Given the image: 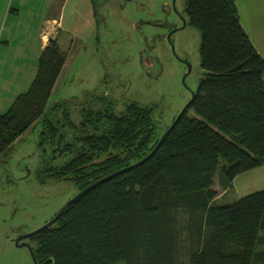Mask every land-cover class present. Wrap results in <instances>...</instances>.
Here are the masks:
<instances>
[{"label":"trees","instance_id":"trees-1","mask_svg":"<svg viewBox=\"0 0 264 264\" xmlns=\"http://www.w3.org/2000/svg\"><path fill=\"white\" fill-rule=\"evenodd\" d=\"M185 9L201 31L203 75L148 157L170 126L157 135L150 106H81L74 122L64 100L56 123L44 115L67 57L54 38L28 89L0 113V155L36 121L39 143L68 154L61 165L44 160L40 180H70L80 191L116 172L34 235L39 264H264V189L218 203L213 188L217 174L228 187L264 163V57L235 0H185Z\"/></svg>","mask_w":264,"mask_h":264},{"label":"rangeland","instance_id":"rangeland-1","mask_svg":"<svg viewBox=\"0 0 264 264\" xmlns=\"http://www.w3.org/2000/svg\"><path fill=\"white\" fill-rule=\"evenodd\" d=\"M162 1L96 0V37L75 49L44 115L51 112L48 119L56 123L62 115L54 117L52 111L60 110L61 102L67 100L71 120L78 122L81 106L111 103L112 110L120 113L136 101L152 107L156 134L161 135L203 75L201 31L187 13L185 0L178 1L185 10L184 27L169 9H163ZM187 63L190 71L183 82ZM103 95L102 103L97 96ZM55 102L61 104L54 107ZM40 130L41 123L36 121L0 155V264H34L28 246H17L11 238L17 230L41 227L79 192L70 180H40L44 160L55 166L68 159L67 153L53 152L51 141L39 143ZM221 187L217 174L213 188ZM231 194L218 203H228Z\"/></svg>","mask_w":264,"mask_h":264},{"label":"crops","instance_id":"crops-1","mask_svg":"<svg viewBox=\"0 0 264 264\" xmlns=\"http://www.w3.org/2000/svg\"><path fill=\"white\" fill-rule=\"evenodd\" d=\"M235 5L242 26L264 57V0H235ZM98 25L96 0H0V113L28 89L51 33L67 53L52 93L63 79L75 49L84 40L96 37ZM261 189L264 163L238 173L230 186L215 189V201L232 193V200L228 199L231 202Z\"/></svg>","mask_w":264,"mask_h":264},{"label":"water","instance_id":"water-1","mask_svg":"<svg viewBox=\"0 0 264 264\" xmlns=\"http://www.w3.org/2000/svg\"><path fill=\"white\" fill-rule=\"evenodd\" d=\"M170 37V34L168 35V38ZM187 71L184 74V77L187 75V73L190 71V64L187 63ZM194 95V91L192 92V96L190 98V100L185 104V106L182 108V110L179 112V114L177 115V117L174 119V121L172 122V124L169 126V128L161 135L160 139L158 140L157 144L155 145V147L153 148V150L146 156L148 157L149 155H151L152 153H154L157 148L160 146V144L162 143V141L164 140V138L166 137V135L168 134V132L172 129V127L174 126V124L177 122V120L180 118V116L185 112V110L188 108L190 102L192 101ZM116 173V172H115ZM115 173L109 174L105 177L100 178L99 180L91 183L90 185L86 186L85 188H83L82 190H80L75 196H73L71 199H69L63 206L62 208L49 220L47 221L45 224H43L41 227L37 228L36 230L27 233L25 235L22 236H18L15 239V242L18 243V241L20 240V238L22 237H27V236H31L33 234H36L37 232L43 230L44 228L48 227L49 225L53 224L63 213L64 209L71 204L73 201H75L77 198H79L83 193H85L86 191H88L89 189L93 188L94 186H96L97 184L105 181L106 179L112 177L113 175H115Z\"/></svg>","mask_w":264,"mask_h":264},{"label":"flooded vegetation","instance_id":"flooded-vegetation-1","mask_svg":"<svg viewBox=\"0 0 264 264\" xmlns=\"http://www.w3.org/2000/svg\"><path fill=\"white\" fill-rule=\"evenodd\" d=\"M178 1L179 0H163L162 1V6H163V9H169V11H171L173 13L174 16H176L178 19H180L181 21V24L180 26L181 27H184L185 24H186V21H185V17H184V8L183 10L180 9L179 5H178ZM178 25L175 26V28L177 27ZM188 69V68H187ZM186 77V76H185ZM185 77L183 76V82H184V79ZM182 110V109H181ZM180 110V111H181ZM36 230V229H35ZM34 231V230H33ZM32 232V231H30ZM30 232H22L20 230H17L14 234V236L11 238V240L15 243V245L17 246H28L29 250H30V253H31V256H32V259H33V262L34 264H39V261H38V258L35 254V249H36V241L34 240V235L36 234H33L31 236H27V237H22L20 238V240L18 241V243L15 242V239L18 237V236H22V235H25L27 233H30Z\"/></svg>","mask_w":264,"mask_h":264},{"label":"built area","instance_id":"built-area-1","mask_svg":"<svg viewBox=\"0 0 264 264\" xmlns=\"http://www.w3.org/2000/svg\"><path fill=\"white\" fill-rule=\"evenodd\" d=\"M50 35H51L52 38H54V33H51Z\"/></svg>","mask_w":264,"mask_h":264}]
</instances>
